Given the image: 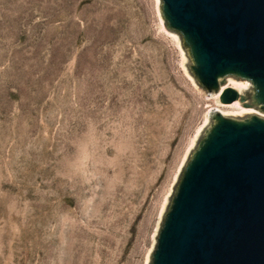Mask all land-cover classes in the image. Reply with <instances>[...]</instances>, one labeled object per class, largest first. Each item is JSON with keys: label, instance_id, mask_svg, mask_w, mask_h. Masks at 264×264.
Returning <instances> with one entry per match:
<instances>
[{"label": "rangeland", "instance_id": "rangeland-1", "mask_svg": "<svg viewBox=\"0 0 264 264\" xmlns=\"http://www.w3.org/2000/svg\"><path fill=\"white\" fill-rule=\"evenodd\" d=\"M217 98L156 0H0V264H145Z\"/></svg>", "mask_w": 264, "mask_h": 264}, {"label": "water", "instance_id": "water-1", "mask_svg": "<svg viewBox=\"0 0 264 264\" xmlns=\"http://www.w3.org/2000/svg\"><path fill=\"white\" fill-rule=\"evenodd\" d=\"M182 68L215 103L194 134L145 264H264V0H157ZM242 85L234 89L224 84Z\"/></svg>", "mask_w": 264, "mask_h": 264}, {"label": "bare ground", "instance_id": "bare-ground-1", "mask_svg": "<svg viewBox=\"0 0 264 264\" xmlns=\"http://www.w3.org/2000/svg\"><path fill=\"white\" fill-rule=\"evenodd\" d=\"M156 1H157V0H156ZM226 86H228V87H232V88H234V89L242 88V85H231L230 82H228V84H227ZM226 86H225V87H226ZM231 106H233V105H222V104H220V105H219V108L217 109V111H219V112H221V113H228V112L226 111L225 108H229V107H231Z\"/></svg>", "mask_w": 264, "mask_h": 264}]
</instances>
